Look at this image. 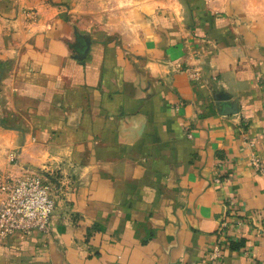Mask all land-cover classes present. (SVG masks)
<instances>
[{
	"label": "crops",
	"instance_id": "1",
	"mask_svg": "<svg viewBox=\"0 0 264 264\" xmlns=\"http://www.w3.org/2000/svg\"><path fill=\"white\" fill-rule=\"evenodd\" d=\"M233 2L0 0V169L57 188L0 264H264V14Z\"/></svg>",
	"mask_w": 264,
	"mask_h": 264
},
{
	"label": "built area",
	"instance_id": "2",
	"mask_svg": "<svg viewBox=\"0 0 264 264\" xmlns=\"http://www.w3.org/2000/svg\"><path fill=\"white\" fill-rule=\"evenodd\" d=\"M17 155H12L15 160ZM252 164L264 174V163L252 157ZM54 176L44 172H5L0 169V242L6 241L16 232L23 236L34 231L48 232L57 205V188ZM59 189V188H58ZM235 200L230 199L234 206ZM226 216L217 228V240L210 252L212 261L223 257L228 247L230 230L236 226Z\"/></svg>",
	"mask_w": 264,
	"mask_h": 264
},
{
	"label": "water",
	"instance_id": "3",
	"mask_svg": "<svg viewBox=\"0 0 264 264\" xmlns=\"http://www.w3.org/2000/svg\"><path fill=\"white\" fill-rule=\"evenodd\" d=\"M85 40V49L82 53V55L80 56L81 58L84 57V55H86V53L89 50L90 47V38L89 37H84ZM231 95L229 93L226 92H219V94L216 96V100L219 102V104L221 105V109L220 112L222 114H234L237 113L239 111V107L237 105V103L230 101L231 100Z\"/></svg>",
	"mask_w": 264,
	"mask_h": 264
},
{
	"label": "rangeland",
	"instance_id": "4",
	"mask_svg": "<svg viewBox=\"0 0 264 264\" xmlns=\"http://www.w3.org/2000/svg\"><path fill=\"white\" fill-rule=\"evenodd\" d=\"M246 12L252 15L264 14V0H232Z\"/></svg>",
	"mask_w": 264,
	"mask_h": 264
}]
</instances>
